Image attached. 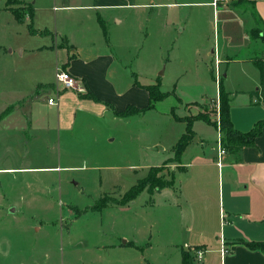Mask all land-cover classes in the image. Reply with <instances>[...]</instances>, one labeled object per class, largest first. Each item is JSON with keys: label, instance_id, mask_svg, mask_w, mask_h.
Returning <instances> with one entry per match:
<instances>
[{"label": "rangeland", "instance_id": "374dc122", "mask_svg": "<svg viewBox=\"0 0 264 264\" xmlns=\"http://www.w3.org/2000/svg\"><path fill=\"white\" fill-rule=\"evenodd\" d=\"M240 3L251 9L243 0L228 1L230 6ZM7 7L18 19L25 17L19 4ZM7 7L0 0V115L9 108L0 117V264H164L156 219L167 207L150 205L149 200L156 185L174 182L181 167L173 152L155 165L168 153L171 141L184 132L185 124L174 120L171 108L177 116L202 112L217 120V126L201 121L194 128L196 137L204 140L205 149L212 147L214 155L217 139L224 134L218 127V101L210 97L216 89L210 70L217 79L222 69L210 64L209 70L206 63L189 68L194 36L202 38V27L186 28L177 36L179 49L172 51L174 31L170 36L159 32L155 36L151 30L148 39V29L137 19L141 12L129 10L127 30L111 33L118 42V58L122 64L131 63L128 70L140 72L138 80L143 85L159 77L160 89L170 95L154 109L126 119L112 118L101 104L87 98L81 107L75 105L61 116V105L57 109L46 102L53 91L36 87L40 81L55 79L54 55L33 50L49 44L50 35H30L28 19L16 22ZM37 15L35 28L41 24ZM63 19L70 22L66 28L80 42L77 28L85 14L71 12ZM243 23L221 11L216 10L215 16L210 13L204 51L220 44L227 54L241 58L247 50ZM257 31L250 33L256 40ZM202 57L203 53L199 61ZM227 74L224 84L229 90L249 87L237 63L228 67ZM76 86L80 88L71 90L87 95L79 81ZM240 98L236 97L235 106ZM49 166L58 167L44 168ZM134 184L144 187L126 200L123 195ZM93 204L103 206L96 211L90 209ZM125 239L141 249H109ZM150 241L148 248L145 243ZM105 244H109L105 251H99Z\"/></svg>", "mask_w": 264, "mask_h": 264}, {"label": "crops", "instance_id": "0c3cea01", "mask_svg": "<svg viewBox=\"0 0 264 264\" xmlns=\"http://www.w3.org/2000/svg\"><path fill=\"white\" fill-rule=\"evenodd\" d=\"M19 1L25 11V17L20 16L19 19L22 20L21 22L28 19L29 34L50 35L49 44L43 43L33 50L45 51L51 56L53 54L54 70L62 68L72 74L87 93L85 96L71 89H61L55 104L57 109L61 105L59 110L61 116L69 114L77 106L81 107L85 98L101 104L102 110L114 119H126L136 114L121 117L114 114L116 111L121 112L131 106L138 108L146 106L148 92L145 85L147 84L143 85L138 80L140 72L128 70L129 62L127 65L120 62L118 58L120 54L116 49L118 42L113 41L111 35L113 30L115 32L127 30L130 24L129 10H137L141 12L137 16L138 21L148 29V39L151 30L154 31L155 36L158 32L161 36L165 34L170 36L173 31L175 32L176 35L171 40L172 51L179 49L177 41L179 34H183L188 27L201 26L203 36L201 39H198L199 35L194 36L196 43L191 47L194 60L189 64V68H196L204 63L208 65L209 70L210 64L217 70L221 68L224 84V79L227 80L229 77L228 67L237 63L243 78L249 82V87L238 88L233 92L224 84L225 89L231 94L229 114L232 126L234 129L247 132L256 121L264 119V97L258 101L256 96H249L250 90L256 89L260 84V70L253 63V59L258 58L257 53L261 52L264 55V45L261 40L250 36V31L254 27L251 13H256L264 25V0H243L249 4L251 9L248 10L242 7L241 3V6L228 5V1L233 0ZM29 7L31 14L28 13ZM6 9L15 17L16 22H19L17 16L8 7ZM216 10L217 14L221 11L236 20L239 19L242 24L245 22L241 32L247 39L244 45L247 46V50L242 53L241 58L230 56L220 44L204 51L208 47L204 34L208 15L211 13L215 16ZM71 12L85 14L86 19L81 20L77 28L78 33L81 34L80 42L75 40L73 31L66 28L70 22L66 23L63 19ZM37 14L41 15V24L35 28L33 24ZM140 16L142 17L138 18ZM50 19L52 20L49 21ZM71 22L78 25L75 21ZM60 40L62 44L58 43ZM95 50L99 51L95 52ZM20 52L24 51L20 50ZM202 53L203 61H199ZM210 72L216 87L214 96L210 97L217 98V80L214 79L212 70ZM154 80L156 81L151 84H160L159 77ZM54 84L55 79L44 80L38 82L36 87L40 85L48 87L53 91V96ZM237 96L242 97L239 106L234 105ZM77 111L87 112L82 108H78ZM198 122L201 120L193 122V130ZM196 133L195 131L192 141L177 159L181 167L174 174V182L155 191L152 200H149L150 205L167 207L161 210L163 212H160L156 219L158 231L162 234L159 246L164 254V264H264V253L260 249H250L246 245V242L264 241V129L254 139V144L243 146L237 151L225 147L222 155H219L218 146L215 155L212 154V147L211 150L205 149L202 143L204 140L200 137L198 139ZM181 135L182 133L179 137ZM179 137L171 141L168 145V153L155 165L162 164L171 156L170 153L173 152ZM57 167L44 168L53 170ZM129 242L134 246H130ZM145 244L150 248L151 241ZM106 245L109 244L100 246L98 250L105 251ZM110 246L111 251L119 252L127 248L141 249L138 243L129 239ZM198 250H203L199 261Z\"/></svg>", "mask_w": 264, "mask_h": 264}, {"label": "trees", "instance_id": "16d2710c", "mask_svg": "<svg viewBox=\"0 0 264 264\" xmlns=\"http://www.w3.org/2000/svg\"><path fill=\"white\" fill-rule=\"evenodd\" d=\"M6 6H9L10 4H21L19 0H5ZM28 13L31 14V7L27 8ZM251 17L254 23V27L251 29L250 33L252 34L254 31H257V37L261 40L262 44L264 45V25L260 22L259 17L256 13H251ZM20 18V17H19ZM31 32H35L31 30ZM253 63L255 66L260 70V77H259V86L254 89L250 90L249 96H256L258 101H261L264 97V55L261 58H255L253 59ZM223 77L224 75L221 74L220 78L217 79L216 85L218 87V95L216 100L218 101V116H219V130L221 133H224L222 137L220 138V144L225 149V147H230V149H233L237 151L239 148L246 146V145H252L254 144V139L262 132L264 129V119L256 121L251 130L247 132H242L238 129H234L232 126V122L230 119L229 109H230V103H231V94L225 89V86L223 84ZM44 86V85H40ZM48 86V85H45ZM147 92H148V103L145 107L138 108V107H128L124 111L121 112H114L115 115L121 116V117H127L131 114H138V113H144L148 109L154 108L155 104L157 102H160V100L164 99L166 96L169 95V93L163 92L160 89L159 83L156 84H147L145 85ZM7 113H9V108L5 109L0 117L5 116ZM171 115L180 121H183L185 123L184 133L179 137L176 144L174 145L173 153L174 158H179L181 153L185 150L187 145L192 141L195 131L192 128L193 122L196 120H201L204 123H207L211 126H217V120L211 119V117L207 114H204L202 112H197L195 114L186 115L183 116H177L174 114V108H171L170 111ZM167 185V183L163 182L162 184L156 185L155 191H159L163 186ZM143 185H133L130 187L125 194L123 195V198L126 200H131L135 198L139 193H141V190L143 189ZM103 206V205H102ZM102 206H99L100 208ZM100 208H97L96 205L90 206V209L92 210H100ZM130 246H134L133 243L129 242ZM246 245L250 249H260L264 253V241H255V242H246Z\"/></svg>", "mask_w": 264, "mask_h": 264}, {"label": "built area", "instance_id": "2783aa9c", "mask_svg": "<svg viewBox=\"0 0 264 264\" xmlns=\"http://www.w3.org/2000/svg\"><path fill=\"white\" fill-rule=\"evenodd\" d=\"M55 75H56L55 84H54L55 95H54V98L51 97V98H48V100H47L48 104H50V105L57 104L58 94H59L61 89L70 90V89H74V88L79 87V86H76L78 84V80L72 74L68 73L67 71H65L61 68H57ZM216 144L218 145L219 155H222V153L224 152L225 149L220 144V138L217 139ZM202 255H203V250H198L197 251L198 261L201 259Z\"/></svg>", "mask_w": 264, "mask_h": 264}]
</instances>
